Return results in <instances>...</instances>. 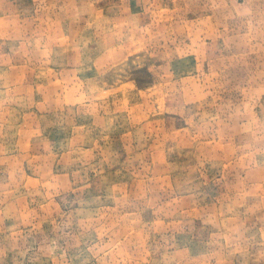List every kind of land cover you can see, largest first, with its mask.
Returning a JSON list of instances; mask_svg holds the SVG:
<instances>
[{"label":"rangeland","instance_id":"374dc122","mask_svg":"<svg viewBox=\"0 0 264 264\" xmlns=\"http://www.w3.org/2000/svg\"><path fill=\"white\" fill-rule=\"evenodd\" d=\"M258 198L264 0H0V264H264Z\"/></svg>","mask_w":264,"mask_h":264},{"label":"crops","instance_id":"0c3cea01","mask_svg":"<svg viewBox=\"0 0 264 264\" xmlns=\"http://www.w3.org/2000/svg\"><path fill=\"white\" fill-rule=\"evenodd\" d=\"M80 8L81 9H78V12H77V14H78V16H79V19H80V21L82 22V21H85V12L82 10V7L80 6ZM94 13H95V11H93ZM97 13H98V11H96ZM71 15V14H70ZM68 18H70V17H68ZM71 19H72V16H71V18L69 19V21H71ZM81 22H79L78 24L77 23H73V21H72V26L74 27H76V29H74V30H78L80 27H81V25H80V23ZM257 202H253L252 203V208H253V210L255 211V213H262V211H263V208H264V201L261 199V198H258V200H256ZM264 218H261V220H263Z\"/></svg>","mask_w":264,"mask_h":264}]
</instances>
